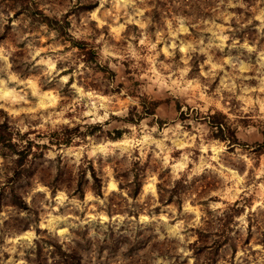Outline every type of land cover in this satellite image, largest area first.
I'll list each match as a JSON object with an SVG mask.
<instances>
[{"label":"rangeland","instance_id":"obj_1","mask_svg":"<svg viewBox=\"0 0 264 264\" xmlns=\"http://www.w3.org/2000/svg\"><path fill=\"white\" fill-rule=\"evenodd\" d=\"M5 2L0 120L39 147L16 176V154H0V264H193L195 230L241 196L236 251L223 245L215 264H264L262 227L247 229L251 212L264 221V0ZM24 2L68 20L114 74L84 66L40 13H14ZM142 97L153 113L123 121ZM215 110L241 143L211 137L203 116ZM134 174L131 196L118 182ZM180 176L179 199L165 201L156 183Z\"/></svg>","mask_w":264,"mask_h":264},{"label":"trees","instance_id":"obj_2","mask_svg":"<svg viewBox=\"0 0 264 264\" xmlns=\"http://www.w3.org/2000/svg\"><path fill=\"white\" fill-rule=\"evenodd\" d=\"M1 1L4 2V5L8 6V4L5 2L7 0ZM94 5L95 0H89L88 3L82 4V7L83 9H89ZM21 11L27 12L33 19H35L36 12L40 13V15L43 17L41 20L44 24L53 28L60 34L67 35V39L69 40V42H71V44L78 49V54L80 56L79 59L83 62L84 66H91L95 70L101 71L102 73H104L105 70H108L112 75L114 74V72L111 71L107 67V65L99 64V62L96 60V50L92 45H90L85 40L72 38V36L67 32L68 20H66L65 18L61 20L56 19L54 16L50 17L44 14L42 10L37 9L35 6L31 7L25 2L21 4V9L15 10L14 13H18ZM36 19L39 20L38 18ZM67 70L69 71V69ZM87 86L96 88V84L92 82H87ZM138 105L139 109H137L136 105H132L131 108L127 110L126 115H124L121 119L128 123H136L137 120L140 119V117H142L143 115L153 113L155 102L151 99L142 97L139 99ZM203 117H207L206 122L208 124L211 137L223 140L224 142H226V145L228 147L233 146L234 144L241 143L238 141L235 134L234 125H232L231 122L227 120L223 113L215 110L213 112H208ZM110 131H112L113 134H109V137L116 138L119 136L120 128H106V132ZM13 134L17 136H14ZM38 135L39 134H37V136ZM50 135L53 138L51 140L53 143L60 144L68 141V139L63 136H57V133H51ZM263 143L264 141L257 144L258 149L263 146ZM32 145L34 147H39V143L31 142L29 138H23L22 134H19L16 131L13 132L9 121L5 116L3 120H0V154H16L15 166L12 168L14 176L21 173L22 170L20 171V167L24 165L23 162L25 161L29 153L33 156L36 155L35 152H32L31 150ZM90 175L92 180L94 181L92 187L96 189L98 184L100 183V178L95 175L93 168H90ZM184 180L185 179L180 176L173 182L170 187H164L160 182H157L156 186L159 194L161 190L168 191L167 196L164 198V200L167 202L170 201L171 197L174 195L177 197V199H179V192L181 190L180 186L182 185L181 181ZM118 186L126 188L128 194L134 196L140 189L141 181L137 179V175L134 174L129 181H124L123 184L118 182ZM243 200L244 197L241 196L240 198L233 200L230 204H227L224 208H220V211L217 214H214L213 218L210 217L205 220L206 225L204 227L195 230L196 237L190 242V246L195 256L193 264H215L216 258L212 254H217L218 250L226 244L231 250L232 254L235 253L239 235L237 233L236 235H231L232 231H236V229L233 228V216L238 213V211L241 209V206L244 205ZM252 214L253 212H251L247 217V229L250 231V227L253 223L257 225V227H262L263 229L261 228V230L259 231L260 238L257 239L262 244V246H264V221H262L261 219L250 217ZM242 241L243 243L248 242V237H244ZM199 254L203 256L204 254H210L212 256H205L198 259L196 255Z\"/></svg>","mask_w":264,"mask_h":264}]
</instances>
